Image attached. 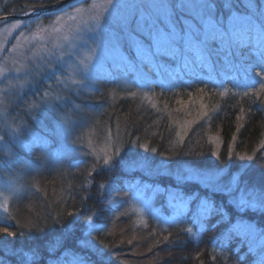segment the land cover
Returning <instances> with one entry per match:
<instances>
[{
    "label": "trees",
    "instance_id": "trees-1",
    "mask_svg": "<svg viewBox=\"0 0 264 264\" xmlns=\"http://www.w3.org/2000/svg\"><path fill=\"white\" fill-rule=\"evenodd\" d=\"M49 2L15 0L3 14L24 13L28 7ZM258 34L254 29L242 30L235 45H222V49L219 38L210 41L209 61L192 63V71L209 73L212 64L216 79H198L195 73L188 83L165 88L156 81L131 92L102 77L95 91L85 95L94 107L86 111L84 120L94 126H117L124 136L172 162L228 165L233 170L244 166L242 177L264 188V148L260 147L264 72L256 75L262 71L257 62L264 50ZM245 82L240 90L235 88ZM196 110L201 114L193 120ZM181 120L195 121L182 143L176 135ZM216 138L218 143H213ZM14 152L20 155L14 166L27 164L30 170L22 181L25 187L10 203L6 222L0 224V229L9 230H0V264H22L18 250L36 254L28 264H53L64 251L79 253L91 264H264L260 235L254 238L252 231L236 227L239 223L264 230V213L238 210L223 192L167 175H131L119 163L109 170L98 169L94 158L76 164L69 159L63 164L44 163L40 145L30 151L15 145ZM239 155L253 159L240 160ZM36 165L42 168L33 171ZM142 191L166 215L180 202L185 210L169 222L140 213L136 194ZM205 201L212 205L211 212L203 211ZM93 216L96 226L86 232ZM88 239L97 251L82 243Z\"/></svg>",
    "mask_w": 264,
    "mask_h": 264
},
{
    "label": "rangeland",
    "instance_id": "rangeland-1",
    "mask_svg": "<svg viewBox=\"0 0 264 264\" xmlns=\"http://www.w3.org/2000/svg\"><path fill=\"white\" fill-rule=\"evenodd\" d=\"M14 1L0 0V15ZM205 3L214 5L210 13L201 8ZM165 4L167 8L161 7ZM36 8L28 7L24 13ZM262 13L264 0H114L112 7L105 0H74L47 20L1 23L0 67L6 72L0 76V109L7 120L0 118V169L7 172L0 171V190L11 187L16 194L6 206H0V221L6 222L10 203L25 187L22 181L30 170L27 164L14 166L20 159L14 152L15 145L26 151L42 146L44 163L63 164L69 159L76 164L94 158L98 169L109 170L119 163L131 175L137 172L149 178L167 175L180 181H195L225 193L231 203L240 198L242 190L245 195L253 190L264 192V188L242 177L244 166L233 170L228 165L172 162L146 144L124 136L117 126H94L84 120L86 111L94 107L85 95L95 91L102 77L116 80L131 92L156 81L165 88L188 83L195 73L198 79H216L212 64L208 66L209 73L202 75L192 71V63L209 61L207 47L213 38H219L222 49V45H235L242 30L254 29L261 37ZM73 16L75 19L70 18ZM12 23H19L20 27L13 29ZM91 49L96 51L88 61ZM81 60H85L86 70ZM229 67L233 69V64ZM244 85L246 82L237 83L235 88L240 90ZM200 111L193 112V120L199 119L194 117ZM184 123L181 120L179 131ZM106 157H111L108 165L104 164ZM12 168H17L15 173L10 172ZM41 168L36 165L32 170ZM136 204L138 212H149L164 222L177 220L185 210V204L180 202L171 215H166L144 191L137 192ZM237 209L264 213L258 208ZM87 223L86 232L97 222L93 216ZM252 235H260L259 241H264L263 229L254 228ZM82 243L97 251L89 239ZM16 253L22 264L36 257L32 250ZM51 263L91 264L86 257L73 253H63Z\"/></svg>",
    "mask_w": 264,
    "mask_h": 264
},
{
    "label": "snow or ice",
    "instance_id": "snow-or-ice-1",
    "mask_svg": "<svg viewBox=\"0 0 264 264\" xmlns=\"http://www.w3.org/2000/svg\"><path fill=\"white\" fill-rule=\"evenodd\" d=\"M105 3L108 7H112L114 0H105ZM175 6V5H173ZM214 5L210 4V3H205L204 5L201 6L202 9L207 10L209 13L211 11V8ZM226 6H231L230 3H226ZM161 7L163 8H167L168 5H161ZM181 7H184L183 5H181ZM251 7L254 8H259V5H252ZM77 12L81 11L80 9H76ZM261 15H264V13H262ZM71 19H75V17H70ZM60 18H58L59 21ZM11 27L13 29L15 28H19L20 24L19 23H12ZM261 47L264 48V24L261 25ZM95 49H91L88 56L86 57V60L90 61L93 56L95 55ZM81 64L84 65L85 70L87 69V64L85 62V60H81L80 61ZM257 66H259L261 68L262 71H257L256 75L257 76H261L262 72H264V51L260 52V60L257 62ZM6 72L5 68L0 67V76H2L4 73ZM74 83L76 81H73ZM262 89H264V83H262L261 85ZM203 91V90H201ZM45 95H47V93H45ZM221 95H224V93H221ZM244 95H248V93H244ZM204 115L206 116L207 113H204ZM0 118H3L5 121L7 120V116L6 113L0 109ZM193 123H195V121H185V123L183 125H181V131L177 132L176 135L178 137H180V142H183V136L187 134V132L189 131V126L192 125ZM0 139H3V137H0ZM233 139H235V137H233ZM213 143H218V138L213 139L212 140ZM142 147H146L144 145H142ZM261 148H264V143H262L260 145ZM153 151H155V149H153ZM239 159L240 160H244V159H248V160H252L253 157L252 156H246V155H239ZM111 160V157H106L104 160V164L108 165L109 162ZM16 194V189L15 188H9L7 191L4 190H0V206H6L9 202V200ZM248 197H251V199H249ZM232 203H234L236 205L237 208L239 209H245V208H258L261 210H264V192H257L255 190L253 191H249L247 193V195H245L243 193L242 190V194L240 196L239 199H234L232 201ZM205 204V211L206 212H211L213 210V207L211 204H208L207 201L204 202ZM4 211L7 212V207H4ZM69 215H71V213H69ZM5 219H7V217H5ZM0 223H3V221H0ZM238 229L239 228H243L245 231H253V229L251 228L250 225H242L239 224L236 226ZM3 232L8 233V228L4 227L3 229H0ZM190 231V230H188ZM10 235H15V233H9Z\"/></svg>",
    "mask_w": 264,
    "mask_h": 264
},
{
    "label": "water",
    "instance_id": "water-1",
    "mask_svg": "<svg viewBox=\"0 0 264 264\" xmlns=\"http://www.w3.org/2000/svg\"><path fill=\"white\" fill-rule=\"evenodd\" d=\"M74 0H55L26 13H6L0 15V24L9 20H31L42 18L51 13L58 12L70 5Z\"/></svg>",
    "mask_w": 264,
    "mask_h": 264
},
{
    "label": "bare ground",
    "instance_id": "bare-ground-1",
    "mask_svg": "<svg viewBox=\"0 0 264 264\" xmlns=\"http://www.w3.org/2000/svg\"><path fill=\"white\" fill-rule=\"evenodd\" d=\"M58 247V246H57ZM64 253H73V254H77V255H80V256H83V255H81V254H79V253H74L73 251H64ZM84 257V256H83Z\"/></svg>",
    "mask_w": 264,
    "mask_h": 264
}]
</instances>
